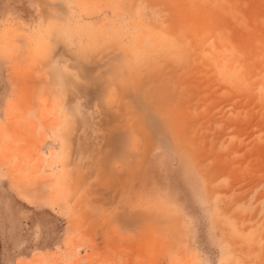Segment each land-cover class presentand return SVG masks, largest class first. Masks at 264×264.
<instances>
[{
    "label": "rangeland",
    "instance_id": "rangeland-1",
    "mask_svg": "<svg viewBox=\"0 0 264 264\" xmlns=\"http://www.w3.org/2000/svg\"><path fill=\"white\" fill-rule=\"evenodd\" d=\"M0 264H264V0H0Z\"/></svg>",
    "mask_w": 264,
    "mask_h": 264
},
{
    "label": "bare ground",
    "instance_id": "bare-ground-1",
    "mask_svg": "<svg viewBox=\"0 0 264 264\" xmlns=\"http://www.w3.org/2000/svg\"><path fill=\"white\" fill-rule=\"evenodd\" d=\"M169 47H170V46H169V44H168V41H167L166 38H165V39H164V48H167L168 51H169V55H171L170 53H172V51L169 49ZM175 49H176V48H175ZM135 56L140 57V56H142V54L139 52V53H136ZM171 57H172V56H171ZM141 58H142V57H141ZM50 60H51V59H50ZM142 60H143V59H142ZM142 60H141V64H142V62H143ZM51 61H52V60H51ZM141 64H139V68H140ZM70 71H71V69H70ZM70 71H69V74H70ZM67 72H68V70H67ZM67 72H66V73H67ZM61 77L65 79V78H67V77H69V76H67V75H65V74L63 73V75H61ZM72 89H74V88H72ZM77 93H78V90H77ZM92 93H96V92H95V91H92ZM86 101L89 102L90 100H89V99H86ZM68 110H69V111H72L73 108H72V107H69ZM73 121H76V120L73 119ZM109 143H111V142H109V139H108L106 144H109ZM105 146H107V145H105ZM105 146H104V147H105ZM123 162H124V161H123Z\"/></svg>",
    "mask_w": 264,
    "mask_h": 264
}]
</instances>
